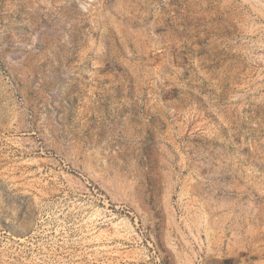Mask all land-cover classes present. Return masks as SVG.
<instances>
[{
	"label": "rangeland",
	"instance_id": "obj_1",
	"mask_svg": "<svg viewBox=\"0 0 264 264\" xmlns=\"http://www.w3.org/2000/svg\"><path fill=\"white\" fill-rule=\"evenodd\" d=\"M0 264H264V0H0Z\"/></svg>",
	"mask_w": 264,
	"mask_h": 264
}]
</instances>
